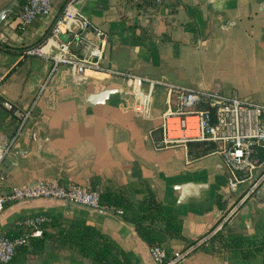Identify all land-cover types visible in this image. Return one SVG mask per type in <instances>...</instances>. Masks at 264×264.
Returning <instances> with one entry per match:
<instances>
[{"label":"crops","instance_id":"crops-1","mask_svg":"<svg viewBox=\"0 0 264 264\" xmlns=\"http://www.w3.org/2000/svg\"><path fill=\"white\" fill-rule=\"evenodd\" d=\"M62 2L54 1L48 14L35 17L23 30L13 25L14 17L8 26L0 28L1 142L14 133L17 118L2 101L27 107L49 70L48 57L26 53L30 46H24L49 34ZM87 17L105 32L103 69L86 71L81 78L61 65L52 74L22 134L16 138L20 145L15 149L22 150V154L10 169L3 167L8 155L0 162V169L6 171L0 176V191L45 179L74 182L91 189H122L131 200L138 201L149 189L160 200L163 211L175 213L181 221L185 239L162 243L170 255L176 250L188 251L179 264H262L260 252L244 259L234 251L219 256L198 246L248 184L241 182L246 186L240 191L226 190L223 159L208 141L157 146L158 115L166 106L161 86H153L146 96L144 112L134 108L135 98L129 103L115 92L93 106L83 98L87 92L103 87L123 86L125 76L134 74L192 89L233 92L244 100L264 103V0H162L159 4L97 0ZM92 35L86 32L87 37ZM251 192L239 203L225 228L259 236L264 233V200L250 199ZM180 194L184 196L182 201H178ZM246 203L254 230L249 234L244 217L238 214ZM43 212L18 214L1 221L0 234H15L24 216ZM54 214L86 221L83 215ZM89 222L110 235L139 264L131 254V239L123 226L98 216ZM189 240L192 243L187 245ZM5 264L91 261L46 242L43 251L19 250Z\"/></svg>","mask_w":264,"mask_h":264},{"label":"built area","instance_id":"built-area-1","mask_svg":"<svg viewBox=\"0 0 264 264\" xmlns=\"http://www.w3.org/2000/svg\"><path fill=\"white\" fill-rule=\"evenodd\" d=\"M56 0H21L15 14L13 25L23 30L35 17L46 15L52 10ZM75 0H64L63 10L56 17L49 34L42 43L26 48V53L39 54L50 59L48 72L34 92V98L25 108H19L9 100L2 105L19 119V123L6 142L0 141V162L11 151L12 144L22 134L30 113L40 98L42 91L52 74L58 67H69L72 74L81 78L86 71L103 69V48L105 32L101 27L83 16L74 6ZM150 4H159L162 0H142ZM6 17L3 19L5 20ZM91 32L95 37H87ZM46 47V48H44ZM2 75L0 74V82ZM126 85L135 98L136 110L144 112L147 105L146 96L150 95L153 86L159 85L165 93V108L159 112V132L157 146L184 145L185 142L208 141L214 143V149L221 155L226 168V184L228 191H234L241 182H247L236 198L235 203L225 212L213 226L211 233L220 230L237 210L239 203L246 199L264 178V170L249 182L255 167L264 161L258 156L264 153V103L241 98L237 94L223 93L206 88L192 89L188 86L167 83L161 79H153L134 74L125 76ZM146 84L143 92L140 85ZM33 196L65 197L92 207H102L120 215L121 209L102 204L98 191L74 182H60L37 179L24 186H13L0 191V210L18 199ZM47 213H35L24 216L18 222L22 230L15 234H0V263L13 260L22 245L29 244L33 236H41ZM149 251L157 264H176L188 252L176 250L168 257L163 247L148 245Z\"/></svg>","mask_w":264,"mask_h":264},{"label":"trees","instance_id":"trees-1","mask_svg":"<svg viewBox=\"0 0 264 264\" xmlns=\"http://www.w3.org/2000/svg\"><path fill=\"white\" fill-rule=\"evenodd\" d=\"M210 144L214 147V143ZM263 155L264 153H261L258 156V161ZM96 190L102 204L121 209L120 215L117 216L132 223L146 245L156 244L163 247L162 243L168 239H185L181 233L179 218L173 212L165 213L160 200L149 189H146L144 197L138 201L131 200L122 189L116 191L110 187H103ZM47 216L42 235L31 237L29 245L20 246L18 251L31 253L43 251L47 242L53 248L65 247L79 256L88 258L91 264H136L126 250L119 247L110 235L97 226L75 217L68 218L63 214L50 213ZM224 225L200 241L198 246L219 256L225 251H234L244 259H249L256 252H260L264 264V233L259 236H245L239 232H232ZM188 243L192 241L189 240L187 245ZM29 246H32L31 250L28 249ZM163 248L170 257L166 248Z\"/></svg>","mask_w":264,"mask_h":264},{"label":"water","instance_id":"water-1","mask_svg":"<svg viewBox=\"0 0 264 264\" xmlns=\"http://www.w3.org/2000/svg\"><path fill=\"white\" fill-rule=\"evenodd\" d=\"M20 2L19 0H9L5 5L0 7V23L2 22L3 18L6 17L10 11H12V8L15 6L16 3ZM97 2V0H75L74 6L77 8V11L82 14L83 16L87 17V13L90 10V8ZM69 69V67H67ZM70 70V69H69ZM139 87V90L143 92V88ZM115 92L116 94H119L123 99L127 100L129 103H132L134 100V96L132 93H130V87L129 85H123L118 88L116 87H103L96 91H90L87 92L84 96L83 100L91 104L96 103H102L105 101V99L108 97L109 93ZM19 123V119L16 118V127ZM30 138L32 136L30 135ZM20 145V141H16L12 144L11 151L8 153V157L6 161L3 164V167L10 169V167L13 164L15 158L18 157L19 154H22V150H16L15 147H18ZM264 170V161L260 164H258L255 167V170L253 172V175L251 176L249 182H252L254 178H256L260 172ZM6 171L0 169V176L5 175ZM227 187V184H226ZM228 188V187H227ZM227 190V189H226ZM252 194L250 195V199H254L256 201L262 202L264 200V178L260 181L258 186L252 190ZM184 199V196L180 194L178 201H182ZM233 200H231L228 207L232 204ZM227 207V208H228ZM227 208L223 211L225 212ZM248 205L243 204L238 212L240 216H243L245 221V228L247 230V234L253 233V224L251 219L248 217ZM43 212L47 211L50 213H56V212H65L66 214L72 213L75 215H83L86 218L85 223L92 224V222H89L92 218L95 216L98 217H104L108 218L114 222H117L119 226H123L130 236V251L131 254L135 255L137 261L139 264H157L155 260L153 259L148 245H146L142 238L138 235L135 226L130 223L122 220L119 218L115 212L108 210L106 208L102 207H92L90 205H86L80 202H76L71 199H66L65 197H53V196H33V197H25L18 199L14 202L9 203L6 205L2 210H0V222L3 220H6L10 217H13L18 214H26L28 212ZM226 227V224L224 225ZM226 264V262H224Z\"/></svg>","mask_w":264,"mask_h":264},{"label":"rangeland","instance_id":"rangeland-1","mask_svg":"<svg viewBox=\"0 0 264 264\" xmlns=\"http://www.w3.org/2000/svg\"><path fill=\"white\" fill-rule=\"evenodd\" d=\"M8 1H9V0H8ZM8 1H7V0H6V1H5V0L0 1V7L3 6V5H5ZM19 1H21V0H19ZM63 6H64V2H62V3L59 5V10H58V12H57L58 14L55 16L54 22H55V20H56V17L59 16L60 13H61V11L63 10ZM18 7H19V2L15 4V6L12 8V11H10V13L6 16L7 20H6L5 22H3V20H2V24H1V26H0L1 29H3V28H5L6 26H8V23H9L8 21L11 20L12 17H15L14 12L18 9ZM54 22H53V23H54ZM51 27H52V26H51ZM51 27H50V29H51ZM47 35H48V34H47ZM47 35L44 33L43 35L37 37V38L35 39V41H33L32 43H30V42L27 43V45L24 46V47L31 46V45H34V44L36 45V44H40V43H42V41L44 40V38H45ZM245 186H246V184H244V183H240V184H238V189H237V191H240L241 189L245 188Z\"/></svg>","mask_w":264,"mask_h":264},{"label":"bare ground","instance_id":"bare-ground-1","mask_svg":"<svg viewBox=\"0 0 264 264\" xmlns=\"http://www.w3.org/2000/svg\"><path fill=\"white\" fill-rule=\"evenodd\" d=\"M0 1H3V0H0ZM6 1V0H5ZM8 1V0H7ZM44 48H46V47H44Z\"/></svg>","mask_w":264,"mask_h":264}]
</instances>
